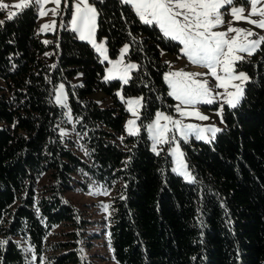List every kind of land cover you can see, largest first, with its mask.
Listing matches in <instances>:
<instances>
[{
  "label": "trees",
  "instance_id": "1",
  "mask_svg": "<svg viewBox=\"0 0 264 264\" xmlns=\"http://www.w3.org/2000/svg\"><path fill=\"white\" fill-rule=\"evenodd\" d=\"M68 1L49 43L37 35L35 5L0 24V241H7L0 264H33L32 254L36 261L50 254V264L79 263L87 222L64 197L76 176L85 190L92 181L117 190L108 245L118 264H264V43L241 62L248 75L243 98L225 107L215 139L182 142L194 177L187 182L173 172L165 149L151 150L146 130L157 111L175 112L162 52L179 53L180 45L145 24L132 5L90 0L110 57L128 44L127 58L137 63L127 83L105 81L95 49L68 27ZM48 50L55 51L54 65L44 58ZM59 82L84 156L60 133L63 110L53 100ZM119 90L142 96L137 135L126 132ZM96 91L113 105L91 98ZM59 226L83 234L69 230L65 240H50Z\"/></svg>",
  "mask_w": 264,
  "mask_h": 264
},
{
  "label": "rangeland",
  "instance_id": "2",
  "mask_svg": "<svg viewBox=\"0 0 264 264\" xmlns=\"http://www.w3.org/2000/svg\"><path fill=\"white\" fill-rule=\"evenodd\" d=\"M123 1V0H122ZM22 0H0V3H4L9 5L6 9H0V21L3 20V18H8L9 14L13 11H16L17 13L22 9H16L13 8L12 5L21 3ZM80 0H73L72 1V13L71 17L68 21V27L73 30L77 37H80L79 31H76L73 29L72 26V18L73 13L75 11V5L79 3ZM68 0H60V4L57 5L54 0H47L46 3H43L40 6H37V14H38V26L36 28V32L38 37L44 42L49 43L52 39V35H54L59 28H61V25L64 21V13L65 9L68 7ZM88 4L95 8V5L88 0ZM234 6L236 7H243L244 8V16H248L251 11V5L249 0H234ZM133 7V6H132ZM230 7L226 6L224 8H221L220 11L223 14V20L224 24L219 25L215 28H213V31L216 32H226L228 27H235V28H241L248 31H251L255 33L253 36L247 37L248 40H256L260 37H264V28H260L258 25H253L252 23L248 22L247 20H235L232 15H230ZM258 8L264 7V0H260V3L257 5ZM41 8L45 11H47V15H40L39 12ZM134 8V7H133ZM55 11H52V10ZM2 13V14H1ZM97 19L98 14L96 11V17H95V29L93 32V39L97 45L103 44L105 53L108 57L107 60L104 59V56L101 55L99 52L96 51L93 43L90 40H82L85 42H88L97 52V54L100 57L101 62L105 64V74L103 79L105 81L115 80L118 79L122 83H125V78L128 80L131 78L132 71L137 68V63L135 61L129 60L127 58V54L129 51V45L124 44L119 51V54L117 57L112 58L110 57L108 53L106 38L99 39L97 36ZM252 20H260L264 19V17L259 16L258 14L251 16ZM231 22V24H229ZM47 24L50 27L47 30H43V26ZM156 25L160 30L161 28L157 23H152V25ZM162 31V30H161ZM163 33V31H162ZM235 33L228 32V38H231L235 36ZM169 38V37H168ZM80 39V38H79ZM171 39V38H170ZM81 40V39H80ZM173 40V39H172ZM241 40L243 41V37H241ZM177 42L179 47V53H172L169 51H163L162 57L165 63L168 66V69L164 75V78L167 74L171 72H186V73H199L201 75H196L194 79L196 80H207L208 81V87L211 89L213 95L211 97H206L201 99L199 102L194 104H182L181 101L177 100L175 96L171 95L175 99V112L174 113H168L165 111H157V113H161L164 116L171 117V120H164L161 119L159 121V124L161 126H167L168 131L164 133V136L161 138L160 142H157V140L153 136V129L151 126L154 125L156 121V114L154 118L149 122L147 126V134L150 139V146L151 150L154 153H160L164 149L170 154L173 162L172 170L174 173L180 175L185 181L187 182H193L194 177L191 173V171L188 168V164L185 159L184 155V149L182 146V142H191L192 140L196 141H202V142H211L215 139L216 135L224 128V120H223V113L226 106H229L226 103L225 97H227V92H235L236 89L229 86L227 91L224 88L216 87V85L219 83V81H216L214 77L210 75V69L205 67L203 64L199 63H193L190 61L187 57V55L182 51L183 44L180 43L177 40H173ZM125 45H128V51L126 53L122 54V49ZM262 43L260 44V46ZM260 46L256 49V51L260 48ZM255 51V52H256ZM254 52V53H255ZM253 54V53H252ZM251 54V55H252ZM53 55H55L54 50H48L45 53V60L47 63L54 65V59ZM238 55L242 56L243 59L240 61H237L234 66V74L239 73H245L247 75V72L241 67V62L251 55L247 53H238ZM129 65H136L135 68L128 67ZM219 75H225L222 71V69H217ZM205 73H208L207 75H204ZM106 77H108L106 79ZM248 77V75H247ZM171 79H181V78H171ZM168 87H169V93L173 91L172 85L169 83V80L165 79ZM76 83L80 82V78L75 79ZM246 81H240V80H233L230 81V83L239 84L240 88L242 89V95L239 96V102L236 104V106L240 103V101L243 98L244 95V89L246 85ZM63 85V89L61 90L60 86ZM5 86L4 81L0 78V87ZM216 93H222V96L216 95ZM62 94V103H58L56 101L57 96H61ZM117 96L125 104V107L128 111V115L125 119V129L126 132L129 134L128 128L130 127L128 124V121L133 120L135 121L134 129H138L139 131L136 132L137 135L141 131V127L139 125V118H140V112L142 108V96H129L125 97L122 94V91L117 92ZM91 98L96 100L101 106H112L113 105V99L109 96H107L102 91H96L91 95ZM211 99L212 103H207L206 100ZM53 100L54 102L63 110V120L60 124V133L64 137H69L72 140L75 141V150H79L78 152L80 155H85V152L80 145V140L75 136L74 133V124L75 120L72 117L69 107H68V97H67V91L65 84L63 82H59L56 84L53 90ZM139 100V104H132L131 107H129L128 101H135ZM180 105L182 110L188 111V112H198L203 116H206L207 119H199L196 115H182L181 112H178L176 110V106ZM230 107V106H229ZM232 108V107H231ZM133 111H135L136 115H133ZM179 120L181 121L182 125H196L200 129H209V128H217L219 131H217L213 137V135L208 132L204 131L201 133L206 139H197L196 133H189L187 139H185L183 136L180 135V131L174 127V124L172 121ZM167 141V142H164ZM177 149L179 150V153H182V157H179L183 161V163L186 165V167H181L178 163V154ZM174 169H177L174 171ZM184 172H187L191 179L186 178L183 174ZM76 187L73 190L68 191L65 193L64 197L66 200L72 202V204L76 207L77 210V216L80 220H85L86 227L85 230L79 231L76 227H70V226H64V227H55L52 231L51 235L49 236L50 240L57 241V240H65L66 236L63 235L66 231L69 230H77L79 233L83 234L80 235L78 239V246H79V256L80 261L78 264H118L114 257L112 250L110 246L108 245V234H109V222L110 217L112 213L111 204L117 195L116 188H109L106 186L103 182H97L92 181L88 182L87 184V190L84 189V186L80 182H85V179L82 177L76 176ZM80 180V182H79ZM82 236V237H81ZM25 249L28 253H31V249L28 246H25ZM32 254V253H31ZM50 254H45L41 257L40 261H36L35 255H31V261L33 264H50L51 258L49 257ZM75 264V263H72Z\"/></svg>",
  "mask_w": 264,
  "mask_h": 264
},
{
  "label": "snow or ice",
  "instance_id": "3",
  "mask_svg": "<svg viewBox=\"0 0 264 264\" xmlns=\"http://www.w3.org/2000/svg\"><path fill=\"white\" fill-rule=\"evenodd\" d=\"M47 0H22L21 3L12 5L16 9H25L29 6H40L46 3ZM59 5L60 0H54ZM124 3L132 5L135 12L139 15L140 19L145 24L157 23L164 36L173 40H177L183 44L182 51L187 55L188 59L193 63L203 64L210 69V75L215 78L219 83L216 87L224 88L226 91L230 87L236 89L235 92H227L226 103L235 108L239 102V96L242 95V89L239 84L230 83L233 80L246 81L248 77L245 73L234 74V66L237 61L243 59L238 53H247L251 55L256 51L261 43H264V37L256 40H248L247 37L255 35V33L229 26L226 32H216L212 29L224 24L223 14L220 9L226 6L230 7V15L235 20H247L253 25H258L264 28V19L252 20L251 16L258 14L264 17V7L258 8L257 5L260 0H249L251 11L248 16H244V8L234 6V0H123ZM9 5L0 3V9H6ZM52 11H55L54 9ZM40 15H47V11L41 8ZM17 15L16 11L9 14L8 19H12ZM96 10L88 4V0H80L75 5V11L72 18L73 29L79 31L81 40H90L96 51L104 56L107 60L108 57L105 53L103 44L97 45L93 39V32L95 29ZM3 21H0L2 24ZM231 24V22H229ZM50 26L45 24L43 30H47ZM228 32L235 33L236 35L228 38ZM243 37V41L241 40ZM128 51V45L122 49V54ZM130 68H135L136 65H129ZM222 69L225 75H219L217 69ZM205 73L204 75H207ZM201 75L199 73H186V72H171L165 76L172 85L173 91L170 93L175 98L181 101L182 104H194L201 99L211 97L213 95L211 89L208 87L207 80H196L194 77ZM108 77H106L107 79ZM181 78V79H171ZM125 83L127 79L125 78ZM61 90L63 85L60 86ZM222 96V93H216ZM58 103H62L61 96L56 97ZM207 103H212L211 99L206 100ZM129 107L132 104H139V100L128 101ZM176 110L181 112L182 115H196L199 119H207L206 116L198 112H188L182 110L180 105L176 106ZM133 115H136L133 111ZM161 119L171 120V117L164 116L161 113L156 114V121L152 127L153 136L160 142L164 133L168 131L167 126H161L159 121ZM174 127L180 131V135L187 139L189 133H196L197 139H206L202 132L208 131L213 137L219 129L213 127L209 129H200L196 125L188 124L182 125L181 121H172ZM129 134H136L138 129H134L135 121H128ZM167 142V141H164ZM178 154V163L181 167H186L179 157L182 153ZM177 169H174L176 171ZM186 178L191 179L187 172L183 173ZM7 243V241H0V245Z\"/></svg>",
  "mask_w": 264,
  "mask_h": 264
}]
</instances>
